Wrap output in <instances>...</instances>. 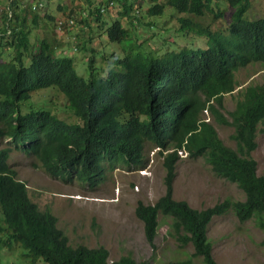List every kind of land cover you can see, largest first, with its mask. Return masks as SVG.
I'll return each mask as SVG.
<instances>
[{"label":"trees","instance_id":"16d2710c","mask_svg":"<svg viewBox=\"0 0 264 264\" xmlns=\"http://www.w3.org/2000/svg\"><path fill=\"white\" fill-rule=\"evenodd\" d=\"M150 1L154 4L146 9L147 15L159 16L164 5L170 6L181 13L176 31L204 36L207 45L182 46L157 55L137 36L128 34L132 29L128 20L131 0H120V17L98 27L106 25L104 32L110 42L128 43L127 49H123L121 57L110 55V67L102 75L97 70L100 66L94 48H87L82 42L81 49L90 51L86 81L76 73L73 59L55 55L56 46L45 37L39 41L37 50L29 51L26 4L22 5L21 0L0 4V46L5 45L11 52L10 57H3L5 49H0V141H6L0 146V264H146L129 253L109 260V250L103 244L88 246L73 242L59 224L58 214L40 202L48 188L44 185L43 189H32L9 166V156L14 150L32 156L33 165L52 177L86 184L89 191L102 182L107 168L144 166L141 153L151 140L169 138L179 147L183 145L189 158L204 156L214 173L235 182L244 197L224 198L205 208H194L186 200L174 199L171 182L177 156L168 153L163 159L165 192L154 202L138 199L134 208L149 242L160 228L159 214L170 220L178 244L169 259L159 264H218L207 227L212 216L228 209L233 210L240 222L253 219L264 230V172H257V160L251 155L258 146L255 125L261 121L259 128L262 130L264 126L258 105L264 100V82L248 87L245 95L236 100L234 108L227 112L231 120L222 113L223 106L211 111L217 122L233 125L231 137L236 148L222 141L213 123L204 120L194 102L172 104L170 99L156 102L162 91L177 97L184 86L195 80L193 70L204 74L213 86L231 89L228 68L212 61L224 64L236 59L242 63L253 59L264 61L261 52L249 48L251 42L264 48V11L251 10V0H224L223 8H214L213 0ZM223 11L227 13L226 21L229 18L226 32L213 31L199 19L208 13L216 17ZM88 16L97 22L103 18L92 1L88 2ZM88 16L81 19L87 26ZM37 19L34 13L32 23ZM143 24L151 26L148 20ZM172 69L165 82L160 79ZM146 86L148 92L143 98L139 91ZM41 90L61 92L71 115L59 117L31 103L23 112L22 105ZM94 225L95 216L90 226ZM188 243L192 244V252L183 248Z\"/></svg>","mask_w":264,"mask_h":264},{"label":"rangeland","instance_id":"374dc122","mask_svg":"<svg viewBox=\"0 0 264 264\" xmlns=\"http://www.w3.org/2000/svg\"><path fill=\"white\" fill-rule=\"evenodd\" d=\"M5 0H0L3 4ZM93 0H44V4L31 12V7L26 5L28 16L26 23L31 46L30 52L37 50L39 41L46 38L54 43L56 54L69 55L74 60L76 72L83 77L87 75V58L90 55L88 49H81L80 44L85 42L88 47H93L96 52V63L100 74L110 67L112 53L121 57L123 49H127L128 43L110 42L104 28L98 24H109L120 15H103L101 21L88 16L90 25L75 24L65 29L56 30L55 19L60 16L74 14L77 10L88 13V2ZM164 2L165 0H161ZM154 4L150 0H138L139 12L130 13L132 29L130 36H137L142 44L151 47L157 55L167 50H177L182 46L203 47L204 36L185 31L183 34L176 31L179 23L178 15L170 6L164 5L159 16H149L146 9ZM224 0H213V7L223 8ZM251 10L257 13L264 11V0H251ZM37 14L36 23H32L33 14ZM205 14L199 18L212 29L223 30L226 26L227 13L219 12ZM220 14V15H219ZM151 23L148 27L145 21ZM75 37V38H73ZM74 44L77 49L74 50ZM4 48L3 57H10L8 47ZM65 53V54H64ZM101 55V57H100ZM120 55V56H119ZM105 58V59H103ZM28 65V58H24ZM257 64L249 63L238 66L235 77L238 82L247 81L256 71ZM263 73L256 75L252 82L259 81ZM239 88V87H238ZM225 95L224 111L233 108L235 96ZM65 97L57 90L35 91L30 102L22 105V111L28 110L31 103L35 108L48 109L59 117L68 118L71 113L64 106ZM220 138L231 147L235 142L231 138L233 128L229 124L213 123ZM255 140L258 146L251 152L257 160V172H264V127L256 130ZM4 145V143H2ZM144 158H148V143L145 145ZM32 156H25L17 150L11 152L8 160L17 173V178L26 181L33 189L48 188L42 195L41 204L51 206V210L58 214L59 224L63 225L66 232L72 237L73 242H81L88 246L103 244L109 250V260L129 253L136 261L145 260L146 264H159L161 260L171 255V250L177 247L178 241L171 227L169 219L159 214V227L152 242L146 240L143 230V222L136 217L134 208L138 199L145 203L154 202L165 191L164 168L161 161L148 170L123 169L122 167L107 168L104 179L89 193L86 185L75 181H63L48 176L41 168L33 165ZM171 191L174 199H184L194 208H205L224 198L231 200L242 199V190L235 182L217 175L211 169L204 156L196 158L183 157L178 160L174 168V176L171 182ZM87 195L90 199L96 198L95 203L89 200L76 201L78 194ZM69 194L71 202H66ZM95 216L96 225L90 226L92 217ZM207 236L211 241L214 259L218 264H264V230L258 227L253 219L240 222L232 209L211 217L207 227ZM188 252L193 251L191 243L185 245ZM43 264V263H39Z\"/></svg>","mask_w":264,"mask_h":264},{"label":"clouds","instance_id":"9594fccd","mask_svg":"<svg viewBox=\"0 0 264 264\" xmlns=\"http://www.w3.org/2000/svg\"><path fill=\"white\" fill-rule=\"evenodd\" d=\"M10 1L11 0H5L4 1L5 5H6L7 2H10ZM119 1L120 0H117L118 6L113 8V9L107 8L104 3L97 2L96 0H93V3L98 5L100 11L102 12V15L109 14L111 16H116V15H119L118 10L120 9V6H121L120 5L121 3ZM126 1L128 2L130 0H126ZM21 2H22V5L23 4L29 5L31 7V11L32 12L37 11L35 8L40 7V6H42L44 4V0H21ZM131 5H132L131 6L132 9H131L130 13H132L134 15L138 14V12H139L138 0H131ZM101 6H103L105 9L101 10ZM0 8H2V7H0ZM84 16H88V13L86 14L83 10H77V12H75L74 14H69L67 16H60V18H56L55 19L56 30H58V31L61 30L63 28V24H65L66 27H71V26H74L75 24L83 25L81 23V19ZM226 22H227L226 26H225V28L223 30H221V29H212L211 27H210V29L213 30V31L226 32L227 31L228 22H229V18H228V20ZM27 29H28V26H27ZM28 31H29V29H28ZM29 33H30V31H29ZM199 36H201V35H199ZM73 38H75V37H73ZM205 43L207 45V38H205ZM187 47H190V46L187 45ZM249 48L261 52L263 54V56H264V48L260 47L256 42H251ZM73 49L74 50L77 49V45L76 44H74ZM55 55L60 56V55H63V54H56L55 53ZM73 62H74V60H73ZM212 62L220 63V64H222V65H224V66H226L228 68V70L230 71L231 76H232L231 89L222 90L219 87L213 86L210 82H208L206 80V77H205L204 74L196 72L195 70H193V72L191 74L194 75L195 80L192 83L184 86L182 92L177 97L172 98L165 91H162V93L160 94V96L158 97L156 102L165 103L166 99H170L172 101V104L173 103L180 104L182 102L192 101L198 106L199 112L202 115V117L204 118V120L211 121L212 123L215 122L217 124H229V125L232 126L233 131H234V127H233V125L231 123H220V122H217L216 120H214L213 117H212L211 111L213 109H221V106H223V109H221L222 113L224 114V116L228 120H231V118L228 115V113L226 114L225 111H224L225 95H228V94L233 95V93L235 91L239 90L238 97L235 96V102H236V100L238 98L240 99V98H242L245 95L246 89L248 87L254 86V85H257V84H262L264 82V61L253 59V60H250L248 62L242 63V62H240L239 60L236 59V60L230 61L228 64H224L223 61H217V60H213ZM249 63L258 65V67L256 68V71L251 75V77L247 81L238 82L236 77H235V71H236L237 67L238 66H245V65H247ZM172 72H173V69L168 71L160 79L164 80V82H165L172 75ZM259 73H263L262 74L263 75L262 78L259 81L252 82V79L256 75H258ZM78 76H80V75L78 74ZM80 77H82L83 80H85V81L88 79V77H89L88 68H87L86 77H83V76H80ZM155 81H157L159 84H161L160 80H155ZM157 82H153L154 85H159ZM147 92H148V86H146L144 89H141L139 91L141 97H143V98H146ZM235 102H234V106H235ZM258 105L262 109V119L264 120V100H262V103H259ZM234 106H233V108H234ZM232 109H230V110H232ZM150 114H151V112H150ZM140 118H144V116H142ZM260 124H261V121H259L255 125L254 135H256V130L261 126ZM217 134H218V132H217ZM5 142L6 141H0V146L3 145L2 143H5ZM147 143H148V158H144V149H145V145ZM147 143L144 145V149L142 150V153H141L142 159H144L145 162H146L145 165L144 166H140V167L131 168V169H135L136 170V169L140 168L139 170H144V171L148 170V174H150L149 173L150 172L149 169L153 168V166L157 163V161H161V164H162V166L164 168V171H165L164 177H166V168L163 165V159L165 158V156L168 153L176 154L177 162H178V160H181V158H183V157L187 156L189 158L187 149L183 145L179 147L178 145H176L174 143V141L172 139L163 138V139H159V140H151L150 142H147ZM228 146H230V145H228ZM232 148H236V143H235V147H232ZM115 167H119L120 168L122 166L118 165V166H115ZM122 168L123 169H128V168H124V167H122ZM48 176L52 177L50 174H48ZM53 178H55V177H53ZM84 185H86V184H84ZM86 189H87V191L89 193V189H88L87 185H86ZM76 194L79 195V197H75L76 201L89 200V201H92L94 203L96 201H99L96 198H92V197L90 199L87 195H83L81 193H76ZM73 196H74V194H69L68 199H66V202H71L70 197H73ZM217 202H219V201H216L215 203H217Z\"/></svg>","mask_w":264,"mask_h":264},{"label":"built area","instance_id":"2783aa9c","mask_svg":"<svg viewBox=\"0 0 264 264\" xmlns=\"http://www.w3.org/2000/svg\"><path fill=\"white\" fill-rule=\"evenodd\" d=\"M97 2L104 3L107 8L113 9L118 6L117 0H96ZM105 8L101 6V10Z\"/></svg>","mask_w":264,"mask_h":264}]
</instances>
